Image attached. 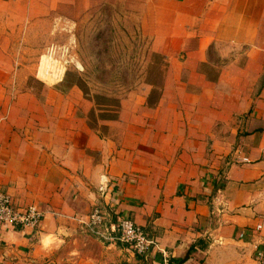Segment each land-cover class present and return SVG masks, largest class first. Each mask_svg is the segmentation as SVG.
<instances>
[{
	"label": "crops",
	"instance_id": "obj_1",
	"mask_svg": "<svg viewBox=\"0 0 264 264\" xmlns=\"http://www.w3.org/2000/svg\"><path fill=\"white\" fill-rule=\"evenodd\" d=\"M41 1L49 15L63 0ZM133 1L172 70L154 105L147 85L94 125L77 86H29L0 25V191L43 212L36 229L0 224V264H168L189 250L183 264H261L264 0ZM95 208L104 225H89ZM122 216L153 241L147 255L120 240Z\"/></svg>",
	"mask_w": 264,
	"mask_h": 264
},
{
	"label": "rangeland",
	"instance_id": "obj_2",
	"mask_svg": "<svg viewBox=\"0 0 264 264\" xmlns=\"http://www.w3.org/2000/svg\"><path fill=\"white\" fill-rule=\"evenodd\" d=\"M30 1L14 0L16 5L3 6L0 18L1 30L8 31L1 34L9 35L1 41L22 59L25 73L35 71L36 82L30 79V87L65 91L77 86L83 92L77 85L81 79L93 108L89 113L91 106L86 103L78 114L87 111L91 125L100 119L101 108L110 107L104 98H98L101 105L95 104L94 95L119 101L118 116L123 101L131 103L135 97L140 104L147 85L153 87L147 104L157 100L172 65L151 52V39L141 29L138 12L131 8L133 0H63L49 15L41 0ZM30 9L38 15L30 16ZM25 17H29L27 22Z\"/></svg>",
	"mask_w": 264,
	"mask_h": 264
},
{
	"label": "built area",
	"instance_id": "obj_3",
	"mask_svg": "<svg viewBox=\"0 0 264 264\" xmlns=\"http://www.w3.org/2000/svg\"><path fill=\"white\" fill-rule=\"evenodd\" d=\"M264 156V145L261 147ZM106 216L100 208H95L90 214L88 223L91 226L105 224ZM43 212L36 204L27 206H15L12 195L7 191H0V224L6 223L11 226H20L23 229H36L40 226ZM115 231L120 233L119 238L130 245L137 253H149L153 247V241L148 237L143 227L135 223L130 217H120ZM244 236L243 233L240 234ZM261 264H264V251L260 253Z\"/></svg>",
	"mask_w": 264,
	"mask_h": 264
},
{
	"label": "trees",
	"instance_id": "obj_4",
	"mask_svg": "<svg viewBox=\"0 0 264 264\" xmlns=\"http://www.w3.org/2000/svg\"><path fill=\"white\" fill-rule=\"evenodd\" d=\"M81 82H82L81 79H78L77 85L83 90L85 98L90 99L89 96H91V95H90L89 91L87 90V87L85 86V84H83ZM98 98H104V99L107 100V102H110V103H107L108 104L107 106H110V107L101 108V110H100L101 113H99V117L102 118V119H117L119 117L118 116V114H119L118 113L119 112L118 108H120L119 101H117L115 99H109L107 96H104V95H94V98H92V99L95 101V104H97V105H101L100 102L98 101ZM156 101L157 100H155L151 105H154L156 103ZM191 251L192 250H189L187 255L185 257H183V258L171 259L168 264H183L189 258V255H190ZM147 254L144 253L142 255H147Z\"/></svg>",
	"mask_w": 264,
	"mask_h": 264
}]
</instances>
